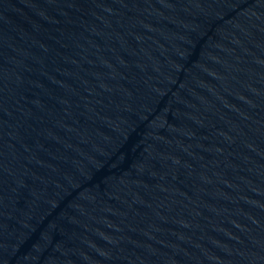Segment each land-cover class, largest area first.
<instances>
[{
	"label": "water",
	"instance_id": "95a60500",
	"mask_svg": "<svg viewBox=\"0 0 264 264\" xmlns=\"http://www.w3.org/2000/svg\"><path fill=\"white\" fill-rule=\"evenodd\" d=\"M4 264H264V0H0Z\"/></svg>",
	"mask_w": 264,
	"mask_h": 264
}]
</instances>
